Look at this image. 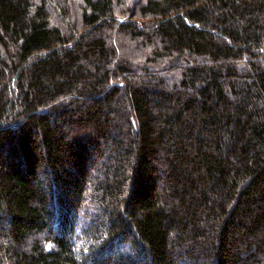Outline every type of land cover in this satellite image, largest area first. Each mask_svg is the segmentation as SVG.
Wrapping results in <instances>:
<instances>
[{
    "label": "trees",
    "instance_id": "obj_1",
    "mask_svg": "<svg viewBox=\"0 0 264 264\" xmlns=\"http://www.w3.org/2000/svg\"><path fill=\"white\" fill-rule=\"evenodd\" d=\"M0 264H264V0H0Z\"/></svg>",
    "mask_w": 264,
    "mask_h": 264
},
{
    "label": "rangeland",
    "instance_id": "obj_2",
    "mask_svg": "<svg viewBox=\"0 0 264 264\" xmlns=\"http://www.w3.org/2000/svg\"><path fill=\"white\" fill-rule=\"evenodd\" d=\"M72 4L78 3L80 0H69Z\"/></svg>",
    "mask_w": 264,
    "mask_h": 264
}]
</instances>
